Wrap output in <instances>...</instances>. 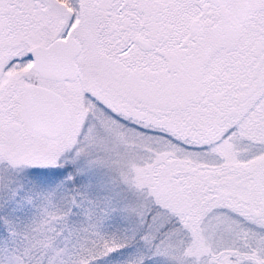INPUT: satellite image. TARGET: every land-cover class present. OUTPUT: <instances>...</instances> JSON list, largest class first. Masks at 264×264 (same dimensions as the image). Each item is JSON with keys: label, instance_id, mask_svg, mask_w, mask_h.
<instances>
[{"label": "snow or ice", "instance_id": "obj_1", "mask_svg": "<svg viewBox=\"0 0 264 264\" xmlns=\"http://www.w3.org/2000/svg\"><path fill=\"white\" fill-rule=\"evenodd\" d=\"M0 264H264V0H0Z\"/></svg>", "mask_w": 264, "mask_h": 264}]
</instances>
